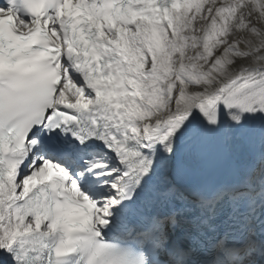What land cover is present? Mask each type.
I'll return each mask as SVG.
<instances>
[{"label": "snow or ice", "instance_id": "obj_1", "mask_svg": "<svg viewBox=\"0 0 264 264\" xmlns=\"http://www.w3.org/2000/svg\"><path fill=\"white\" fill-rule=\"evenodd\" d=\"M0 264H264V0H0Z\"/></svg>", "mask_w": 264, "mask_h": 264}]
</instances>
